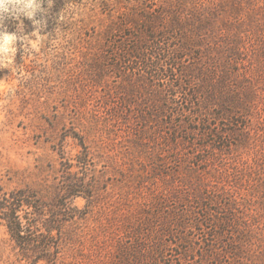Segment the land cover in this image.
Wrapping results in <instances>:
<instances>
[{"label": "rangeland", "instance_id": "1", "mask_svg": "<svg viewBox=\"0 0 264 264\" xmlns=\"http://www.w3.org/2000/svg\"><path fill=\"white\" fill-rule=\"evenodd\" d=\"M52 11L38 49L18 42L13 66L0 63V202L38 194L59 243L55 263L37 264H128L172 244L162 217L191 190L192 212L234 204L249 230L239 242L229 228L240 258L225 264H264V0H56ZM184 232L206 253V233ZM178 254L172 244L157 263L217 264ZM35 259L0 209V264Z\"/></svg>", "mask_w": 264, "mask_h": 264}, {"label": "trees", "instance_id": "2", "mask_svg": "<svg viewBox=\"0 0 264 264\" xmlns=\"http://www.w3.org/2000/svg\"><path fill=\"white\" fill-rule=\"evenodd\" d=\"M139 27H141V25L138 22L132 25H126L128 30L137 31ZM130 38H133V36ZM127 39H129V37H127ZM149 44L154 45L155 47L159 46V43H156L154 39L149 41ZM135 49H137L136 51L138 54L144 51L143 47H141V50H139L138 47ZM160 50L162 51L161 48ZM144 59L145 58L143 57V60ZM192 174L193 173L190 172V175ZM192 192H195V190H191L190 195H183V199L178 198L179 202L181 201L185 203V210L182 212H170L162 217L160 223L161 236L172 235L174 237L175 242L172 244L175 246V249H177L179 258L182 262H191L195 260L196 257H199L202 262L215 260L217 264H225V259L229 258V253H232L234 261H237L236 257L239 256V251L238 253H235L233 248L230 247L231 249H229L230 245H232V247L236 246V241L230 240L229 243L225 241L228 234L231 233L229 232V228H234V231H232L231 234L240 237L239 242L243 241V239L245 240L250 234L249 230H247V226L239 223L238 218L228 212L231 211L230 208L234 207V204H229L230 206L220 208L215 214H211L208 207L202 206L204 208V215L198 216L195 212H192L191 205H188V203H190L189 198L198 205L202 202L196 196V193ZM170 194L172 195V198L177 199L176 190L170 192ZM163 196L164 195H162L161 198H158L155 203L159 211H162L163 207L168 203L166 195L164 198ZM211 201L213 202V200ZM0 209L2 218L6 222L11 237L26 257L36 255V264L39 261L53 263L57 261L59 243L55 241L57 239L54 234L56 227L52 226L50 219L47 218L46 205L38 194L24 189L12 192L5 195L0 202ZM222 210H226V212L224 213ZM222 215H225L226 217L222 218ZM206 227L209 229L207 232L204 230ZM173 229L177 230V232H173ZM187 229L200 230L206 233L208 244V249H205L206 253H201L199 256L196 255L201 250V243L197 242L198 240L195 242L194 237L186 234L184 230ZM172 244H167L159 239L149 252L144 251V253H141L140 250V255L138 257L130 254L131 257H125V261L128 264H131L132 262L134 264H158L159 257L163 256L164 250L167 247H171ZM197 246L200 247L197 249ZM221 247H226V250L222 252L218 251Z\"/></svg>", "mask_w": 264, "mask_h": 264}, {"label": "clouds", "instance_id": "3", "mask_svg": "<svg viewBox=\"0 0 264 264\" xmlns=\"http://www.w3.org/2000/svg\"><path fill=\"white\" fill-rule=\"evenodd\" d=\"M56 0H0V63L5 67H12L17 44L21 50L29 55L38 49L42 33L47 28ZM58 20L63 19L62 13H55ZM30 22L32 30L27 32ZM14 28L9 31V25ZM35 38V39H33Z\"/></svg>", "mask_w": 264, "mask_h": 264}]
</instances>
